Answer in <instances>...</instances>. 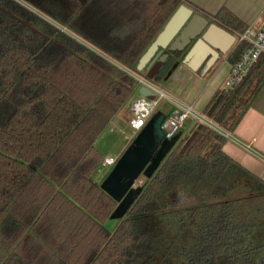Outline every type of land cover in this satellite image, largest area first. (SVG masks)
Segmentation results:
<instances>
[{
	"label": "trees",
	"instance_id": "16d2710c",
	"mask_svg": "<svg viewBox=\"0 0 264 264\" xmlns=\"http://www.w3.org/2000/svg\"><path fill=\"white\" fill-rule=\"evenodd\" d=\"M21 1L50 21L0 0V264H264V181L204 123L146 179L125 218L105 226L118 203L101 189L108 175L94 178L99 139L140 90L125 70L138 72L187 0ZM214 22L247 31L226 9ZM248 48L238 45L233 65ZM262 59L203 116L223 128ZM158 65L148 79H159Z\"/></svg>",
	"mask_w": 264,
	"mask_h": 264
},
{
	"label": "water",
	"instance_id": "95a60500",
	"mask_svg": "<svg viewBox=\"0 0 264 264\" xmlns=\"http://www.w3.org/2000/svg\"><path fill=\"white\" fill-rule=\"evenodd\" d=\"M236 41L234 34L182 5L142 56L137 71L149 72L158 62L167 59L166 53L175 55L160 71V79L168 72L176 57L186 50L182 60L184 66L197 71L205 64V69L208 70L221 57L229 56L235 51ZM177 66L178 64L175 65ZM139 94L149 99L156 98V94L146 86L140 87ZM166 120L164 113L157 112L136 135L101 184V189L118 203L110 217L111 220L120 221L125 218L144 190L142 186L136 187L138 180L142 176L146 179L153 178L180 141L181 132L169 137L163 127Z\"/></svg>",
	"mask_w": 264,
	"mask_h": 264
},
{
	"label": "crops",
	"instance_id": "0c3cea01",
	"mask_svg": "<svg viewBox=\"0 0 264 264\" xmlns=\"http://www.w3.org/2000/svg\"><path fill=\"white\" fill-rule=\"evenodd\" d=\"M185 6L195 11L196 14L205 15L211 22H214V16L220 10L226 9L246 25L247 31L253 33H258L264 26V0H187ZM221 27L234 34L236 38L241 35L227 26L221 25ZM235 47L237 49L238 44ZM232 54L221 57L208 70L205 69V64L197 71H193L181 63L180 71L165 80L169 84V87L165 89L170 94L169 96L165 93L166 97L173 99L177 97L183 100V103L180 102L181 106H177L181 109L179 114L166 115V127L174 124L183 112V108H192L202 120H207L211 125L214 124L204 117L203 113L214 96L219 91H224L233 67L230 61ZM260 68V76L254 74L250 78L238 103L227 118L225 126L223 128L217 126V128L222 129L220 134L227 139L223 148L225 154L247 170L259 171V175L254 174L262 178L264 175V64ZM190 120L177 133L182 129L190 130L195 124L193 119Z\"/></svg>",
	"mask_w": 264,
	"mask_h": 264
},
{
	"label": "rangeland",
	"instance_id": "374dc122",
	"mask_svg": "<svg viewBox=\"0 0 264 264\" xmlns=\"http://www.w3.org/2000/svg\"><path fill=\"white\" fill-rule=\"evenodd\" d=\"M16 2H18L20 5H22L23 7L29 9L30 11L35 12L37 15H39L41 18H43L46 21H50V19L47 16H44L42 14H40L37 10H35L34 8H32L31 6H29L28 4L24 3L21 0H15ZM69 34V33H68ZM88 45V44H86ZM129 75H131L134 78H141L146 80L147 82H151L152 85H154L155 87L161 89L164 93H166L167 95L170 96L169 91H167L165 88L169 87V84L167 83V81H163L161 79L158 80H149L145 74V72H131V71H127L125 70ZM171 83V82H169ZM141 96L139 94V91H135L134 95L132 96V98L128 101V103L123 107V109L119 112V114L117 115V117L115 118V120L113 121V125L110 128L113 129V132L110 131H105V133L102 135V137L99 139L98 145L99 146V150L101 151V153L103 154V156L105 158H113L116 161H118L120 159V157L123 155V153L129 148V146L132 144L133 140L135 139L136 135L138 134L136 131H134L131 126H130V122L133 118V115L131 113V107L135 101V99L137 97ZM157 98H160V95L157 96ZM179 102V103H178ZM180 102L183 103L182 99H179L177 97H175V99L170 98V97H164L161 98L159 101V107L157 109V112H162L167 116H170V114H179L181 112V109H179L178 107L181 106ZM179 105V106H178ZM178 106V107H177ZM201 119V118H199ZM203 121V123H206L207 125H211L207 120H198L196 118H193V122L195 123L194 125H198L199 123H201ZM191 122V120H190ZM194 125L192 127H194ZM214 125V124H213ZM212 127H215L214 129L219 133H222V129L220 130L219 128H217L216 125H214ZM164 129H166V123L163 125ZM180 132H182V136L183 134L189 132L186 130H181ZM176 133V132H175ZM172 135H175L174 133H172ZM114 166H107L104 167L103 165L100 166V168L97 170V172L94 174V178L98 181V182H102L103 178L105 176H107L113 169ZM254 169H252V173L254 174H258L259 175V171L258 172H253ZM264 171V170H263ZM251 172V171H250ZM263 175V174H262ZM259 177V176H258ZM261 178V177H260ZM264 181V175L261 178ZM146 181V178L144 176H142L138 182L136 183V187H140L142 186L144 188V183ZM243 189L242 187L240 188V193L238 194V192H236L238 199L240 200L241 203H244V192H242ZM234 193H230V195H233ZM264 195L262 193L257 194L256 196V201H260L263 200ZM117 223H119V221H114V220H108L105 223V226L109 229V230H113L116 226Z\"/></svg>",
	"mask_w": 264,
	"mask_h": 264
},
{
	"label": "built area",
	"instance_id": "2783aa9c",
	"mask_svg": "<svg viewBox=\"0 0 264 264\" xmlns=\"http://www.w3.org/2000/svg\"><path fill=\"white\" fill-rule=\"evenodd\" d=\"M245 42L249 44V48L242 54L238 62L233 65L230 78L224 87L225 92L233 91L239 87L248 77L252 68L258 63L261 57L264 56V26L258 33L247 31L244 34L238 35L236 44L240 45ZM136 79L138 81V87L146 86L156 94L155 99H149L143 96L138 97L131 107L133 118L130 122V126L134 131L139 133L155 115L159 107L160 99L166 97V95L163 91H160L146 80L141 78ZM158 95H160L159 99L157 98ZM193 118L198 120L202 119H199L200 117L194 113L192 108H183V112L175 120L174 124L168 125L165 129L169 137L174 136L172 133L176 135L179 129L182 128L188 120ZM201 123H203V121ZM208 126L214 129L212 125ZM110 132H113V129H111ZM116 163L117 161L113 158H105L103 166H115Z\"/></svg>",
	"mask_w": 264,
	"mask_h": 264
},
{
	"label": "flooded vegetation",
	"instance_id": "af4514ba",
	"mask_svg": "<svg viewBox=\"0 0 264 264\" xmlns=\"http://www.w3.org/2000/svg\"><path fill=\"white\" fill-rule=\"evenodd\" d=\"M194 14H196L195 11H194ZM200 15H202V16L205 17V18H207V17H206L205 15H203V14H200ZM207 19H208V18H207ZM186 53H187V50H186L184 53L180 54L178 57H176L175 62H174L173 65L169 68L168 72H167L164 76H162V78H160L161 80H163V81L168 80V79L171 78L174 74H176L177 72L180 71V69L182 68V64H181V63H182V60H183V58H184V56H185ZM166 54L168 55L167 59H166L165 61H163V62H158V63H157V64H159L158 66L160 67L159 72L156 74L157 78H158V76H159V74H160V71L165 67V65L168 63V61L170 60V58H171L172 56H175V55H171V54H168V53H166ZM176 64H178L177 67H175ZM154 67H155V66H154ZM147 73H148V72H145L146 76L148 75ZM169 73H171V74L169 75ZM149 80H155V79H149Z\"/></svg>",
	"mask_w": 264,
	"mask_h": 264
},
{
	"label": "clouds",
	"instance_id": "9594fccd",
	"mask_svg": "<svg viewBox=\"0 0 264 264\" xmlns=\"http://www.w3.org/2000/svg\"><path fill=\"white\" fill-rule=\"evenodd\" d=\"M156 114V113H155Z\"/></svg>",
	"mask_w": 264,
	"mask_h": 264
}]
</instances>
